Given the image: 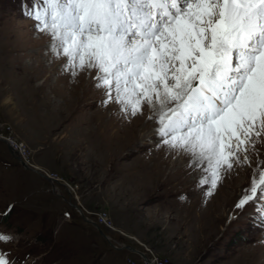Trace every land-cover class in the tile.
Here are the masks:
<instances>
[{
	"label": "rangeland",
	"instance_id": "obj_1",
	"mask_svg": "<svg viewBox=\"0 0 264 264\" xmlns=\"http://www.w3.org/2000/svg\"><path fill=\"white\" fill-rule=\"evenodd\" d=\"M33 5L0 0V134L56 180L21 167L0 139V233L12 237L0 254L14 264H147L114 247L128 244L164 264H264V199L236 207L264 144L221 169L214 187L200 184L206 164L164 143L153 113L127 124L120 104L102 103L97 69L65 70L25 14Z\"/></svg>",
	"mask_w": 264,
	"mask_h": 264
},
{
	"label": "snow or ice",
	"instance_id": "obj_2",
	"mask_svg": "<svg viewBox=\"0 0 264 264\" xmlns=\"http://www.w3.org/2000/svg\"><path fill=\"white\" fill-rule=\"evenodd\" d=\"M25 14L65 70H98L102 103L132 115L147 106L164 143L206 164L200 184L214 187L264 144V0H34ZM261 165L237 208L264 199Z\"/></svg>",
	"mask_w": 264,
	"mask_h": 264
},
{
	"label": "water",
	"instance_id": "obj_3",
	"mask_svg": "<svg viewBox=\"0 0 264 264\" xmlns=\"http://www.w3.org/2000/svg\"><path fill=\"white\" fill-rule=\"evenodd\" d=\"M7 144H8V147H9V149H10L12 155H14V157L20 161L21 165H22L25 169L36 171V172H38L39 174L43 175L46 179L52 181V179H51L48 175L43 174V173L40 172L38 169H36L34 166H32V165L28 164L27 162H25V161L23 160V158L21 157V155L18 153V151L15 150V149H14L9 143H7ZM74 206L77 207V205H74ZM95 225L98 227V224H97V223H95ZM105 237H106L107 239H109L108 236H105ZM114 247L118 249V247H116V246H114ZM124 247H125V248H128V249H130V250H132V251H136V252L140 253V255H142V256L144 257L145 260L147 259L146 255H145L143 252H140V251L136 250L135 247H133V245H125Z\"/></svg>",
	"mask_w": 264,
	"mask_h": 264
},
{
	"label": "built area",
	"instance_id": "obj_4",
	"mask_svg": "<svg viewBox=\"0 0 264 264\" xmlns=\"http://www.w3.org/2000/svg\"><path fill=\"white\" fill-rule=\"evenodd\" d=\"M0 138H5V139L9 140L10 143H12V145L21 153V155L24 158V154L22 153L23 151H25V148H24V144L23 143L21 145H19L18 139H16L15 137L11 136L10 134H8L6 132L1 133L0 134ZM50 176L54 178V176H52V175H50ZM151 261H152V264H164L163 262L158 263V261L156 260V258H152V257H151Z\"/></svg>",
	"mask_w": 264,
	"mask_h": 264
},
{
	"label": "bare ground",
	"instance_id": "obj_5",
	"mask_svg": "<svg viewBox=\"0 0 264 264\" xmlns=\"http://www.w3.org/2000/svg\"><path fill=\"white\" fill-rule=\"evenodd\" d=\"M143 113H145L146 115H148V114H152V111H150L149 110V108L147 107V106H144V108H143ZM120 116V118H119V120H124V121H126V122H128L129 120H134V118L137 116V114L136 115H132L131 114V112L130 111H125V113H123V115H119ZM118 117V116H117ZM112 119V118H111ZM116 122V121H115ZM130 123H132L133 125H134V123L133 122H130ZM127 124H129V122L127 123ZM115 125V124H114ZM131 127V126H130ZM146 256H147V259H146V262H147V264H152V263H150L149 261H148V257L150 258V256H148L147 254H146Z\"/></svg>",
	"mask_w": 264,
	"mask_h": 264
}]
</instances>
